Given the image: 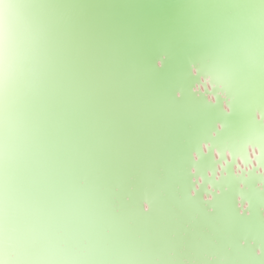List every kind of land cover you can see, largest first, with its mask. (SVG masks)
Here are the masks:
<instances>
[{"label":"water","instance_id":"1","mask_svg":"<svg viewBox=\"0 0 264 264\" xmlns=\"http://www.w3.org/2000/svg\"><path fill=\"white\" fill-rule=\"evenodd\" d=\"M11 3L10 260L264 264V0Z\"/></svg>","mask_w":264,"mask_h":264},{"label":"bare ground","instance_id":"2","mask_svg":"<svg viewBox=\"0 0 264 264\" xmlns=\"http://www.w3.org/2000/svg\"><path fill=\"white\" fill-rule=\"evenodd\" d=\"M15 10L11 0H0V102L8 75L12 69L16 38L14 37ZM0 264H15L0 247Z\"/></svg>","mask_w":264,"mask_h":264},{"label":"clouds","instance_id":"3","mask_svg":"<svg viewBox=\"0 0 264 264\" xmlns=\"http://www.w3.org/2000/svg\"><path fill=\"white\" fill-rule=\"evenodd\" d=\"M204 83H209V82H208V80H207V79H204L203 83H201V84L197 85V87H198V88H203V86H204ZM209 87H214V85H211V84L209 83Z\"/></svg>","mask_w":264,"mask_h":264}]
</instances>
